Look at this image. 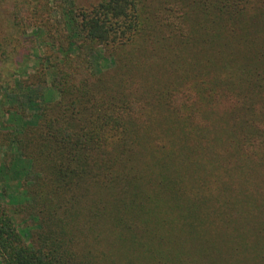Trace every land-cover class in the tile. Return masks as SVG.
<instances>
[{"label":"trees","instance_id":"obj_1","mask_svg":"<svg viewBox=\"0 0 264 264\" xmlns=\"http://www.w3.org/2000/svg\"><path fill=\"white\" fill-rule=\"evenodd\" d=\"M12 17L0 63L31 31L46 52L20 83L47 92L39 122L0 124V264H264V0Z\"/></svg>","mask_w":264,"mask_h":264},{"label":"rangeland","instance_id":"obj_2","mask_svg":"<svg viewBox=\"0 0 264 264\" xmlns=\"http://www.w3.org/2000/svg\"><path fill=\"white\" fill-rule=\"evenodd\" d=\"M19 2L22 0H4L0 4V33L4 38H7L8 34L10 35L13 31L10 29L13 22L12 14ZM30 34L31 31L23 39L24 47L20 51V56H17L9 64L0 63V124L3 121L5 126L8 123H6L7 119L3 115L10 108L12 111L25 113L26 123L39 122V106L43 104L47 90L39 89V87L25 90L20 83L21 79H26L28 75L34 73V66L37 65L39 54L46 52L45 46L39 45V39ZM94 64L96 70H100L96 60ZM17 124H19V120L14 123V125ZM5 133L6 130L0 128V134H2L0 137H3ZM3 150L7 151V148L3 147ZM22 219L21 216H18V222Z\"/></svg>","mask_w":264,"mask_h":264}]
</instances>
